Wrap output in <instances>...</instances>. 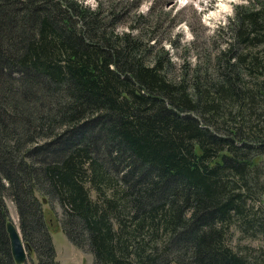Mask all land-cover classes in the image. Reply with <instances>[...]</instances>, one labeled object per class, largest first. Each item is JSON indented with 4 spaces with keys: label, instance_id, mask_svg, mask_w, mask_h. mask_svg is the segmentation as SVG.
I'll use <instances>...</instances> for the list:
<instances>
[{
    "label": "trees",
    "instance_id": "obj_1",
    "mask_svg": "<svg viewBox=\"0 0 264 264\" xmlns=\"http://www.w3.org/2000/svg\"><path fill=\"white\" fill-rule=\"evenodd\" d=\"M126 9L0 0V264H16L7 199L30 264H61L55 205L93 264H264L227 242L264 241V5L236 7L214 78L182 80L116 30Z\"/></svg>",
    "mask_w": 264,
    "mask_h": 264
},
{
    "label": "rangeland",
    "instance_id": "obj_2",
    "mask_svg": "<svg viewBox=\"0 0 264 264\" xmlns=\"http://www.w3.org/2000/svg\"><path fill=\"white\" fill-rule=\"evenodd\" d=\"M80 1L90 7H95L96 1H102L105 5L107 3V0ZM118 1L126 3L127 9L116 25V30H128L132 34L140 35L143 41L148 40V58L164 52L165 57L171 62L167 69V76L175 80H182L183 76H189L192 70L193 73L198 71L200 74L206 73L211 79L214 78L220 52L227 48L231 39L228 30L232 26L230 24L235 17L236 7L264 5V0ZM221 5H226L228 12L215 20L213 15L219 12ZM247 50L262 51L263 45H250ZM241 51L243 50L240 47L235 49L236 54ZM253 73L256 74L247 77V72H243V70L241 72L249 84H251L253 77L257 79L262 77L261 73L256 71ZM6 204L10 221L19 228L13 202L7 199ZM44 206L48 212V204L45 203ZM48 216L53 229L51 234L57 261L61 264H93L92 254L86 249H79L74 246L60 229L58 220L60 208L58 205H55L54 212H49ZM227 242L234 249L252 246L260 248L259 250L264 253V241L260 237L249 236L247 233L234 231ZM259 250L256 252L260 253ZM32 258L33 256H27L25 264H30Z\"/></svg>",
    "mask_w": 264,
    "mask_h": 264
},
{
    "label": "water",
    "instance_id": "obj_3",
    "mask_svg": "<svg viewBox=\"0 0 264 264\" xmlns=\"http://www.w3.org/2000/svg\"><path fill=\"white\" fill-rule=\"evenodd\" d=\"M46 200L43 199V202ZM6 231L8 234L11 254L16 264H25L29 247L23 242L19 228L10 219L6 222Z\"/></svg>",
    "mask_w": 264,
    "mask_h": 264
},
{
    "label": "bare ground",
    "instance_id": "obj_4",
    "mask_svg": "<svg viewBox=\"0 0 264 264\" xmlns=\"http://www.w3.org/2000/svg\"><path fill=\"white\" fill-rule=\"evenodd\" d=\"M183 1H186V0H183ZM229 1H230V0H229ZM227 12H228V9H227L226 5H221V6H220V10H219V12L215 13V14L213 15V18H214L215 20H217L219 17L223 16L224 13H227Z\"/></svg>",
    "mask_w": 264,
    "mask_h": 264
}]
</instances>
